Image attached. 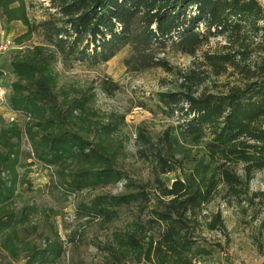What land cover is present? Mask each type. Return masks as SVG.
Returning <instances> with one entry per match:
<instances>
[{"label":"trees","instance_id":"trees-1","mask_svg":"<svg viewBox=\"0 0 264 264\" xmlns=\"http://www.w3.org/2000/svg\"><path fill=\"white\" fill-rule=\"evenodd\" d=\"M47 16L32 22L25 0H0V17L17 21L27 29L17 43L39 32L52 54L34 47L13 61L8 97L11 108L31 119L27 135L33 157L45 166L61 169L63 187L69 193L115 185L123 181L125 192L104 194L80 204L76 213L111 222L122 208L133 207L135 228L118 237L121 256L133 252L135 264H195L211 254L205 231L225 233L221 212H204L207 204L222 197L232 207L254 203L264 213V188L249 192L255 172L264 171V3L260 0H48ZM216 38L227 41L226 53H202L208 66L178 70L160 56L166 49L195 56ZM128 46L124 66L133 72L159 67L174 76L175 86L156 92L159 110L175 126L152 138L139 129L138 153L152 156V177L144 183L128 182L114 168L106 139L115 129H100L90 142L65 128L86 98L60 102L51 84L48 66L84 62L94 67L109 61ZM195 68V69H194ZM233 70L236 83L206 89L211 74ZM116 83L103 80V90ZM65 105V106H64ZM34 126V127H33ZM21 129L13 125L0 132V165L11 173L18 163ZM2 149L6 152L4 155ZM191 147L200 148L192 153ZM76 163L68 174L63 167ZM178 172L169 183L163 176ZM13 189L0 192V201ZM34 207L22 212L0 209V232L11 236L27 225ZM264 227V218L260 221ZM36 252L32 262L57 259L60 249ZM52 257V258H51ZM264 264V262L262 263Z\"/></svg>","mask_w":264,"mask_h":264},{"label":"rangeland","instance_id":"rangeland-1","mask_svg":"<svg viewBox=\"0 0 264 264\" xmlns=\"http://www.w3.org/2000/svg\"><path fill=\"white\" fill-rule=\"evenodd\" d=\"M264 3V0H260ZM26 11L32 22L46 18L48 0H25ZM22 23L5 22L0 17V35L15 38L26 31ZM227 41L223 38L211 40L199 49L195 55H188L174 49L161 53L169 65L178 70L198 66L203 70L208 66L202 53L210 55L229 52L224 48ZM0 56V86L11 90V83L16 80L11 71V64L34 47L41 46L44 55L52 54L39 32L33 33L22 43L15 41ZM129 47L125 46L109 61L88 66L84 62L62 63L57 59L48 66L51 84L60 102L86 98L81 111H74L71 121L65 128L73 130L90 142L97 141L100 129L110 125L115 131L105 141L107 152L114 158V168L121 171L128 182L144 183L150 179L153 166L152 156L138 153L142 148L136 133L142 129L152 138L158 137L165 130L175 126L172 119L166 117L158 107L156 92L169 91L175 86L174 76L163 69L133 72L124 66ZM195 69V68H194ZM231 69L225 74L214 76L206 83V89L213 90L215 85L236 83L237 78ZM108 79L118 88L107 92L103 90V80ZM10 94V92H9ZM9 94L7 95L9 97ZM65 106V105H64ZM32 120L19 115L10 106L9 101L0 103V132L17 125L22 135L19 144L18 163L11 173L0 165V192L13 189L11 196L0 201V209L10 212H24L33 206L34 212L24 229L13 233L0 232V264H39L32 262L36 252L43 254L46 249L59 248L57 259L44 264H120L117 256L121 255L118 237L131 233L135 228L133 207L122 208L116 220L105 222L102 219L81 217L76 211L80 204L104 194L125 192L123 181L115 185L86 188L76 192H67L58 166H45L32 154V147L27 135V126ZM35 123V122H33ZM34 127V126H33ZM1 146V144H0ZM1 151L5 155L6 152ZM192 153H199L200 148L191 147ZM76 163H68L62 169L65 173L76 170ZM179 173L164 175L169 183ZM264 171L255 172L249 184V192L263 190ZM204 212H221L225 233L205 231L207 245L212 247L209 255L197 257L195 264H262L264 262V227L260 221L264 213L254 203L228 206L222 197L207 204ZM52 258V257H51ZM123 264L133 263L134 253L121 256ZM151 264V263H147Z\"/></svg>","mask_w":264,"mask_h":264},{"label":"built area","instance_id":"built-area-1","mask_svg":"<svg viewBox=\"0 0 264 264\" xmlns=\"http://www.w3.org/2000/svg\"><path fill=\"white\" fill-rule=\"evenodd\" d=\"M15 41L11 38H4L3 35H0V55L7 51L10 47H15ZM1 57V56H0ZM10 90L0 86V103H5L8 100V94ZM9 101V100H8Z\"/></svg>","mask_w":264,"mask_h":264}]
</instances>
